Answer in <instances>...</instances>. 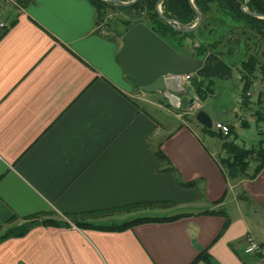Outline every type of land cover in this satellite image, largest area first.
<instances>
[{"label": "crops", "instance_id": "crops-1", "mask_svg": "<svg viewBox=\"0 0 264 264\" xmlns=\"http://www.w3.org/2000/svg\"><path fill=\"white\" fill-rule=\"evenodd\" d=\"M20 5L0 4L8 22L0 29V227L36 215L70 225L39 222L1 239L0 264H207L194 262L202 250L215 264H262L244 246L248 234L264 243V165L254 177H227L219 160L227 156L222 142L231 135L212 126L207 132L194 118L170 119L167 108L173 106L162 91L135 86L117 60L122 36L120 41L101 29L90 0ZM245 36L232 31L219 46L232 54L215 53L238 72L241 84L235 105L213 108L244 147L237 141L240 128L253 123L264 133V38L250 50L257 66L248 74L246 102L240 61L244 43L254 40ZM190 38L186 54L197 47V36ZM197 78L204 97L190 79L193 96L182 99L180 110L190 98L214 95L216 77ZM188 181L195 183L184 186ZM131 204L192 214L123 230L81 228L67 216L109 225L136 214L96 213Z\"/></svg>", "mask_w": 264, "mask_h": 264}, {"label": "trees", "instance_id": "trees-1", "mask_svg": "<svg viewBox=\"0 0 264 264\" xmlns=\"http://www.w3.org/2000/svg\"><path fill=\"white\" fill-rule=\"evenodd\" d=\"M90 1L96 7L99 16H102V14L108 8L114 9L119 12L121 25L124 26V30L122 31V33L120 32V35H123L125 31L133 24L129 20L125 19L123 15L139 17L143 15L144 11H146L144 17L145 24L149 26L162 39L172 45L175 49H177L174 45L175 43H178L179 45L184 41L186 37L198 35L199 37L197 38L199 42L197 44V47L195 48V52L193 53L195 56H204L209 51H212L216 54L218 53L219 55L232 54L230 47L226 51H223L219 49V46L226 40L228 34H231L232 31L235 30L240 34V36L242 35L246 37L245 35H248L249 37H253L252 39L254 41L253 43H251L253 45L244 43L245 59L240 61L243 70L241 78L244 81L242 87V96L246 102L248 101V96L246 94L249 88L248 74H251L257 66V58L255 52H250V50L253 47L256 50L258 42L264 38V18H259L243 12L240 7L244 0H193L194 4L202 14V21L199 28L191 33H181L171 27L168 22L163 20L156 11L157 0H137V2L130 6H117L103 0ZM247 9L249 11H255L264 14V0H248ZM161 10L164 15L175 18L184 24H192L196 18L195 12L191 8L189 0H163L161 3ZM217 25H224L226 26V28L216 37L215 32ZM203 31H206L212 39H200V34ZM191 80L195 92L203 98L204 95H202V92H200V86L203 83V80L200 81V79H198L196 75H192ZM203 129L211 133L210 128L203 126ZM232 131L233 129L231 126L228 134L226 136L223 135V137L225 138H227L228 135H231V139L228 141L224 140L222 142V147L226 151L227 156L221 158L219 160V164L225 170V173L229 178H235L243 175L254 177L264 165V139L259 140L256 145H252L247 148L235 143L236 135ZM155 153L159 158H164V155L162 154L159 147L156 148ZM254 156L256 157V165L254 166L252 173L248 174L246 170L250 161L253 160L252 158H254ZM167 169L172 170V167H167ZM194 183V181H188L183 182V185L192 186L194 185ZM135 205L141 204H131L123 208ZM203 212L220 213L221 211ZM191 214V212H180L175 214L142 215L136 216L129 220H123L121 222H113L109 225H94L90 222L79 221L74 217V215L69 214L67 216L72 223L81 228L123 230L142 222L170 221ZM36 216L31 217V219H25L26 221H24L23 223L26 224L27 229L31 225L39 222L42 224H52L54 226L70 225L66 221H59L55 220L54 218H45L38 221L37 218L39 217ZM12 218L13 217L9 218L8 222H10ZM12 235L13 234L11 232L7 231V228H4L0 231V240ZM197 260H203L207 264H215L205 250H202L198 253L196 258L194 259V262Z\"/></svg>", "mask_w": 264, "mask_h": 264}, {"label": "water", "instance_id": "water-1", "mask_svg": "<svg viewBox=\"0 0 264 264\" xmlns=\"http://www.w3.org/2000/svg\"><path fill=\"white\" fill-rule=\"evenodd\" d=\"M117 6H130L137 0H103ZM163 0H157L156 11L158 15L168 22L171 27L181 33H191L197 30L202 21V14L189 0L196 18L192 24H184L179 20L168 17L161 10ZM248 0L241 4V10L249 15L264 18V14L247 9ZM146 11L139 17L123 15L132 26L122 35V45L117 53V60L133 84L145 92L162 91L169 103L179 108L183 98H187V87L180 83V76L193 74L198 77L227 78L232 76V67L214 52L204 56H195L178 51L159 35H157L144 22ZM195 99L190 98L188 106L191 107ZM197 107V105H195ZM195 107V108H196ZM194 119L203 126L211 128L212 118L203 109L194 110ZM27 230L25 223H19L7 228L8 232L20 235Z\"/></svg>", "mask_w": 264, "mask_h": 264}, {"label": "rangeland", "instance_id": "rangeland-1", "mask_svg": "<svg viewBox=\"0 0 264 264\" xmlns=\"http://www.w3.org/2000/svg\"><path fill=\"white\" fill-rule=\"evenodd\" d=\"M99 21H100L99 22L100 27L105 33H107L108 35L115 36L116 38H118L121 41L122 35H120V32L122 33V31L124 30V28H123L124 26L121 25V22L119 19V12H117L114 9L108 8L102 14ZM225 28H226V26H224V25H217L215 36L217 37V35L219 33H221ZM196 36L199 37L198 35H196ZM205 38L212 39L206 31H203L200 34V39H205ZM190 40H191L190 37H186L181 44L178 45V43H175L174 45L176 46V48L178 50H180V52L186 53V52L192 51L191 48H189L190 47V45H189ZM198 42H199V40L197 38L196 43L198 44ZM193 52H195V49ZM216 78H215V83L213 86L214 95L213 96H207L205 99H202L198 102L195 101V103H194L195 105H197V107L195 106L196 109L201 108V109L205 110L206 112H209L213 121H215L217 118L216 115L214 114L213 108H215V109L222 108V106H220L221 104L229 105V106L235 105V97L237 96V93L239 92L238 87L241 84V80L239 79L237 71L233 72L231 77H227V78H223V79L222 78L216 79ZM135 88L139 89L137 87H135ZM187 89L189 90L188 87H187ZM188 90L186 92L187 96L192 97L193 94L190 93ZM137 94H142V92H140V90H137ZM136 99L141 104L145 103V101L140 99V98H136ZM149 100L155 102V101L159 100V98H158V96H151ZM188 103L186 104V106H188ZM195 107H192V106L191 107L188 106L186 108L182 107L181 109H184V110H180V107L179 108L171 107L169 109L167 108V113H168L170 119H177V117H178V118H181L182 120H185V121L187 119L191 120V118H194L193 117L194 115L192 112H194V110H196ZM200 134L202 135L201 132H200ZM204 136H205L207 142L211 146L210 136L207 134H205ZM237 136H238L237 141H240L246 147H250L251 145H256L260 138H264V133L260 134L259 129L252 123L247 127L240 128L239 134H237ZM163 207L164 206L153 207V205H151V204H149V205L148 204L135 205V206H130V207H126V208H118V209L103 211L101 213H96V215H99L98 216L99 218L110 217V216H114V215L117 218H120V217H127L129 214H133V215L136 214V216L155 215V214L159 215L161 213H156V212H160L159 210H162L161 208H163ZM146 213H148V214H146ZM139 214H142V215H139ZM172 214H175V213H172ZM98 217H96V218H98ZM130 219H132V218H130ZM126 220H129V219H126ZM3 229L0 227V231Z\"/></svg>", "mask_w": 264, "mask_h": 264}, {"label": "built area", "instance_id": "built-area-1", "mask_svg": "<svg viewBox=\"0 0 264 264\" xmlns=\"http://www.w3.org/2000/svg\"><path fill=\"white\" fill-rule=\"evenodd\" d=\"M0 4L15 6L18 8L21 7L20 0H0ZM7 24H8V22L5 19L2 11L0 10V29L5 28L7 26ZM191 77H192V74L181 75L180 76V83L182 85H184L185 87H187ZM192 107H195V104H193ZM212 128L224 136H226L230 130L229 124L225 123L223 121H220V120H215L212 123ZM244 251L246 253L255 254L258 257V259L261 261V263L264 264V243L259 242L250 234L245 236Z\"/></svg>", "mask_w": 264, "mask_h": 264}, {"label": "flooded vegetation", "instance_id": "flooded-vegetation-1", "mask_svg": "<svg viewBox=\"0 0 264 264\" xmlns=\"http://www.w3.org/2000/svg\"><path fill=\"white\" fill-rule=\"evenodd\" d=\"M201 56H203V55H201ZM193 75V74H192Z\"/></svg>", "mask_w": 264, "mask_h": 264}]
</instances>
